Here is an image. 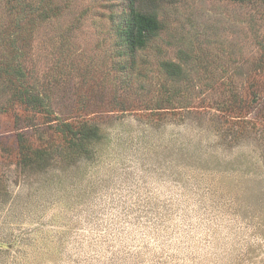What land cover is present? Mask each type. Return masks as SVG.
<instances>
[{"label":"rangeland","instance_id":"rangeland-1","mask_svg":"<svg viewBox=\"0 0 264 264\" xmlns=\"http://www.w3.org/2000/svg\"><path fill=\"white\" fill-rule=\"evenodd\" d=\"M43 2L29 53L0 31L26 74L0 78V264H264V5L139 0L162 28L132 56L129 0Z\"/></svg>","mask_w":264,"mask_h":264},{"label":"trees","instance_id":"trees-1","mask_svg":"<svg viewBox=\"0 0 264 264\" xmlns=\"http://www.w3.org/2000/svg\"><path fill=\"white\" fill-rule=\"evenodd\" d=\"M129 11L127 17L123 20L122 24L116 26V32L119 40L129 49V54L135 56L138 50L146 48L149 41L156 37L161 28L162 23L157 18L156 15L145 12L136 6L139 0H129ZM141 1V0H140ZM232 3L238 4L239 6H259L264 5V0H230ZM46 3V5H44ZM43 8L42 14L43 19L52 18L53 15H50V10L53 8L48 5V2H43V0H0V31L3 33H13L14 37L11 38L9 42L11 46V53H18L23 49L21 44L30 49L31 41L34 37L33 24L36 22V16L40 14V9ZM55 15L58 14V10H54ZM50 16V17H49ZM258 31V30H257ZM256 32V31H255ZM261 51L264 55V40L261 43ZM7 50H4V53ZM29 53V50L27 51ZM10 54V53H7ZM24 54H18L15 57H21ZM0 61V78L4 81L6 86L14 85V83L19 82L22 77L26 74L23 71L21 65L12 63V60H6L1 58ZM133 61V62H132ZM131 61V70H135V59ZM161 68L167 76L170 78L181 79L185 76L184 69L182 66L170 60H161ZM125 66V65H124ZM43 92L34 91L28 88L27 86L20 87L17 92H15V97L19 101L23 108L26 110L42 111L46 108L47 110L50 107V103L46 102ZM24 122H27L28 127H45L46 125H51L52 121L47 120L44 122L33 123L31 119H25ZM87 126L84 127L82 133H87L88 137L98 136V127L96 124L85 121ZM19 125L20 122H18ZM65 126L73 129L74 124L72 122H64ZM49 127V126H48ZM39 130V129H38ZM20 140L27 138V133L23 132L19 134Z\"/></svg>","mask_w":264,"mask_h":264}]
</instances>
